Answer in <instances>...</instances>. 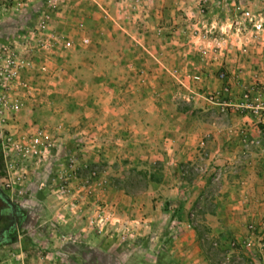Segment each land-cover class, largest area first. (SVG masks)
<instances>
[{
  "label": "crops",
  "instance_id": "obj_1",
  "mask_svg": "<svg viewBox=\"0 0 264 264\" xmlns=\"http://www.w3.org/2000/svg\"><path fill=\"white\" fill-rule=\"evenodd\" d=\"M253 8L264 10V1L24 0L18 10L0 9L16 16L5 14L16 21L11 31L4 28L9 36L44 11L50 29L72 42L48 62L51 75L34 78L33 96L35 114L56 124L66 149L50 154L45 166L54 180L75 177L49 212L85 231L81 242L102 247L88 229L103 228L99 220L107 212L132 228L140 221L147 228L157 213L147 203L131 204V194L112 185L121 172L147 169L163 174L158 181H183L179 166L196 164L201 177H211L209 190L196 182L190 223L211 230L208 243L220 260L203 261L201 250L193 257L183 244L177 257L187 264H256L249 252L229 245L253 225L264 236V30L256 32L240 16ZM212 94H218L214 102ZM62 98L71 105H55ZM78 140L84 148L75 154ZM72 157L97 171L74 175ZM86 176L92 182L87 192L79 185ZM106 201L114 207H103ZM61 241L45 242L38 264H61L63 254L49 248Z\"/></svg>",
  "mask_w": 264,
  "mask_h": 264
},
{
  "label": "rangeland",
  "instance_id": "obj_2",
  "mask_svg": "<svg viewBox=\"0 0 264 264\" xmlns=\"http://www.w3.org/2000/svg\"><path fill=\"white\" fill-rule=\"evenodd\" d=\"M11 11L6 13L1 12L3 14L0 17V37L4 36L7 40L14 36H9L10 34L5 32V26L9 27L8 30L11 31V25L16 23L14 19L8 21L9 18L5 17V14H8L10 18H15L16 16L14 17L13 15L12 17L9 14ZM38 76L33 75V78L37 79ZM36 85L37 82H35V87ZM36 99L33 96L31 102L25 106L18 116L19 121L17 127L12 132L13 138L16 141L22 140L24 132L20 127L24 126L29 120L34 122V124L46 126L53 130L56 126L54 122L43 121L40 115L39 118L38 114H35ZM62 101L63 98L61 102L59 100L55 102V105L59 103L60 107H67L68 102ZM40 102L41 100H38V103ZM58 133H56L57 136H62ZM80 144L81 146L75 149V154L83 151L84 143L81 142ZM58 145L60 146L62 144L59 143ZM59 146L58 148L54 147L53 151L51 149L49 152L43 153L39 159L35 157L33 159L20 160L8 172L5 166L3 149L0 145L2 157V160H0V191L3 192V197L7 198L9 203L19 208L22 213V218L18 219L17 227L8 240V243L0 245V264H38V256H44L46 252L44 243L51 241V238H59L62 240V244L64 243L63 245L49 246L50 249H55L64 255L61 254L63 258L60 261L61 264H152V260L155 261L153 264H187L189 263L188 258L187 262L185 258L180 257L181 259H179L177 257L179 253L183 252L181 248L182 244L186 246L185 250L189 251L187 254L192 253L193 257H196L194 256L196 250H201L205 258L203 261L212 262L213 260H220L218 258L219 252L216 251L215 245L208 243L207 236H209L211 230L207 228H195L190 223L196 217L190 216V213H193L190 211V208L192 210V207L195 206L198 200L197 194L199 189L194 188L198 186L196 182H199V185L203 184V188L209 190L208 185L210 184L211 173L204 172L203 174L205 175L201 177L198 171V165H183V168L179 166V172L182 174L179 177L183 178L186 176V180H165L161 182V180H158L162 178L163 174L158 173V171H153L148 174L147 171H144L147 169L121 172V176L116 179L117 181L113 180L111 182L112 185L117 189L121 188L126 193L131 194L129 196L125 193L130 198L131 204L139 201L144 207L146 205L145 203H147L149 207H154L157 213H153L152 219L147 222V228L141 221L137 223V226L135 224L132 225L135 226L132 228L128 223L119 220L114 221L113 219L116 218V215L114 216L107 212L105 214L106 219L102 220L101 225H99L100 227L103 226V228L94 227L88 229L92 236H99L101 238L102 242L100 243H102V247L96 245L102 248L99 251L95 244L86 245V243L81 242L83 239L82 235L85 231L72 225L68 227L69 221H65L63 217H58L54 213L55 211L53 213L49 212L51 203L54 202L56 208V203L59 202V196L69 191L70 184L75 179L74 177L66 181L64 178H59V181L54 180L55 176L49 171V167L45 166L52 160V158L49 159V155L51 154L52 156L53 152H56V149H60V152L66 150L65 145ZM6 150L10 151L9 153H13L10 149ZM67 162L68 160L65 163L67 164ZM77 164L73 169V173L79 177L85 176L86 174H89L91 177L93 176L92 173L97 171V168L85 163H82V165L77 162ZM90 180L91 178L86 176L80 182L79 185L83 191L87 192L89 190V184L92 183ZM150 181L156 182L150 183ZM40 183L44 184L42 188L40 187ZM188 183L191 187H188ZM194 183L195 186H192ZM163 184L167 188L170 186V190L163 193ZM62 185H67V187H62ZM196 189L197 191H195ZM146 192L149 194L148 197L146 196ZM169 196H171V199H167ZM178 199L189 210L185 213L183 206L181 220L176 219L173 215L176 207L169 210L165 207L167 200L177 201ZM5 201L7 202L6 199ZM60 202L63 201L60 200ZM110 205V202L106 201L103 207L110 208ZM111 206L114 207L113 204ZM146 215L148 214H143V219H145ZM186 219H188L190 225H186ZM7 221L8 219L0 220V228L6 225ZM253 226V228H246V235L243 238L240 239V237H237L229 245L231 248H237L239 252L242 250L249 252L256 264H263L261 256L264 250H261L259 244L262 242L264 236L262 231L260 232L255 225ZM201 238L204 241H201ZM185 241L188 243L184 245ZM245 242H249V245H246Z\"/></svg>",
  "mask_w": 264,
  "mask_h": 264
},
{
  "label": "built area",
  "instance_id": "obj_3",
  "mask_svg": "<svg viewBox=\"0 0 264 264\" xmlns=\"http://www.w3.org/2000/svg\"><path fill=\"white\" fill-rule=\"evenodd\" d=\"M52 1L56 0H51V3ZM23 3L24 0L16 4H11L9 0H0V9L18 10ZM240 16L244 22L251 24L256 32L264 30V10L259 11L255 8L242 10ZM235 28L236 33L241 31L240 24H236ZM82 43L88 44L89 40L83 38ZM71 47L72 42L68 38L50 29L49 15L44 11L37 13L32 22L23 27L20 34L0 42V145L8 172L20 160L35 157L39 159L43 153L58 146L59 139L55 129L34 124L31 120L20 127L24 132L22 140L16 141L12 132L17 127L19 114L33 99V92L36 89L33 75H51L48 62L57 51L68 50ZM219 77L225 78V73L221 72ZM194 79L199 78L196 76ZM217 97L218 94H212L208 99L214 102ZM80 141L76 143V149L81 146L82 141ZM6 149L12 150L13 153H9L10 151ZM75 165V158H70L71 171ZM68 179L65 178V181ZM43 186L44 184L40 183V187ZM62 187H67V185H62ZM104 219L106 216L99 221ZM245 244L249 245V242ZM259 245L261 250H264V238ZM261 261L264 264V253Z\"/></svg>",
  "mask_w": 264,
  "mask_h": 264
},
{
  "label": "flooded vegetation",
  "instance_id": "obj_4",
  "mask_svg": "<svg viewBox=\"0 0 264 264\" xmlns=\"http://www.w3.org/2000/svg\"><path fill=\"white\" fill-rule=\"evenodd\" d=\"M0 220H7V224L0 228V245L8 243L15 228L17 227L18 219L22 218V213L14 204L0 199Z\"/></svg>",
  "mask_w": 264,
  "mask_h": 264
},
{
  "label": "trees",
  "instance_id": "obj_5",
  "mask_svg": "<svg viewBox=\"0 0 264 264\" xmlns=\"http://www.w3.org/2000/svg\"><path fill=\"white\" fill-rule=\"evenodd\" d=\"M58 148V147H57ZM53 150V149H52ZM56 152H57V149H56ZM0 160H2V157H1V152H0ZM4 194L3 192L0 191V199H6L7 202H8V199L3 197ZM9 203V202H8ZM183 206L184 204L178 199L177 201H171V200H167L165 202V207H167V209H173V207H176V210H174V217L178 220H181V217H182V211H183Z\"/></svg>",
  "mask_w": 264,
  "mask_h": 264
}]
</instances>
